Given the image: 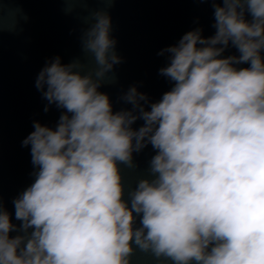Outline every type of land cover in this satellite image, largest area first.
<instances>
[{"label": "clouds", "instance_id": "9594fccd", "mask_svg": "<svg viewBox=\"0 0 264 264\" xmlns=\"http://www.w3.org/2000/svg\"><path fill=\"white\" fill-rule=\"evenodd\" d=\"M15 2L0 0V37L28 20L6 7ZM62 2L87 13L81 56L49 58L36 76L44 112L61 114L22 141L34 181L12 201L19 225L0 196V264H132L137 249L171 264H264V0H199L212 5L214 34L197 27L161 49L171 89L153 102L131 85L119 97L130 107L116 111L101 88L123 63L109 12L118 0ZM229 47L238 55L224 56ZM149 145L151 179L125 199L120 165L135 168Z\"/></svg>", "mask_w": 264, "mask_h": 264}, {"label": "water", "instance_id": "95a60500", "mask_svg": "<svg viewBox=\"0 0 264 264\" xmlns=\"http://www.w3.org/2000/svg\"><path fill=\"white\" fill-rule=\"evenodd\" d=\"M6 7L23 9L28 16L27 22L21 21L22 31H5L0 37V196L12 222L19 225L12 201L34 181L30 147H23L22 141L34 130V121L54 128L61 114L54 105L44 112L47 101L35 88V79L47 59L58 55L66 64L81 56L80 29L84 25L78 17L87 13L78 10L66 14L62 0H16ZM101 7L106 6L87 5L89 9ZM109 12L112 36L117 40L116 50L123 63L115 68L117 82L104 85L101 91L110 96L114 111L130 107L119 97L131 85H137L153 102L171 89L172 83L159 75V69L167 64L166 57L157 55L161 49L175 45L183 34L197 27L203 29L205 37L215 32L212 5L199 0H118ZM223 55L238 53L229 47ZM142 123L137 121L133 127ZM154 154L149 145L133 154L135 168L120 165L125 199L129 187L134 188L139 179H151L148 167ZM132 264L171 262L158 261L137 249Z\"/></svg>", "mask_w": 264, "mask_h": 264}]
</instances>
